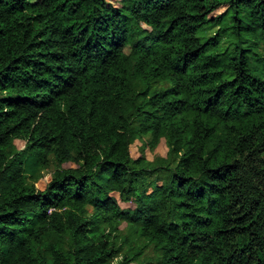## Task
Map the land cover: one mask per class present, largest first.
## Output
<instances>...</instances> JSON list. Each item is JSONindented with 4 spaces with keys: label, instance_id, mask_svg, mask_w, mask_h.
Returning a JSON list of instances; mask_svg holds the SVG:
<instances>
[{
    "label": "trees",
    "instance_id": "trees-1",
    "mask_svg": "<svg viewBox=\"0 0 264 264\" xmlns=\"http://www.w3.org/2000/svg\"><path fill=\"white\" fill-rule=\"evenodd\" d=\"M122 224L264 264V0H0V264H146Z\"/></svg>",
    "mask_w": 264,
    "mask_h": 264
},
{
    "label": "rangeland",
    "instance_id": "rangeland-1",
    "mask_svg": "<svg viewBox=\"0 0 264 264\" xmlns=\"http://www.w3.org/2000/svg\"><path fill=\"white\" fill-rule=\"evenodd\" d=\"M223 12V9H221L220 11L216 12L214 15H219L220 13ZM216 29L214 30H210L208 32V35H213L215 33ZM140 143H136L133 147H132V156L134 158H138L140 157ZM17 147L18 148H22L23 147V143L18 141L17 142ZM146 156L150 161H153L154 159H161V158H166L167 157V153H168V147L166 144L165 139H162L161 142L159 143L158 147L154 150V152H150L149 150H146ZM75 167V164L73 162L67 163L65 165L62 166V168H73ZM59 168V163L55 160L54 155L53 154H49V165L42 169L36 176H33L31 178H29V182L32 184H35L39 189H44L45 186L52 181V179L54 178V173L55 171ZM123 207H127V205L122 204ZM129 206V205H128ZM92 212V211H90ZM121 232L119 233L121 236H125V235H130V241L129 244L124 248V250L120 253V255L117 257L116 259V263H118L119 261L122 260V258L127 254L126 252L130 249V247L132 245L135 246H140L141 248H143V256L141 258V261H143L146 264H155L154 261H151V259L155 258V254L153 251L152 247H145L143 242L136 237L135 235L131 236L130 234V228L126 226V224H122L120 227ZM123 238L120 242V244L123 243ZM155 260V259H154ZM137 264V263H136Z\"/></svg>",
    "mask_w": 264,
    "mask_h": 264
}]
</instances>
